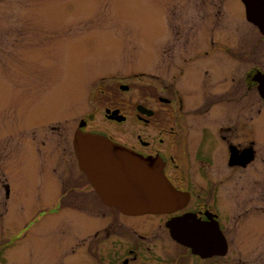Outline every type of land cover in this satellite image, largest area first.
I'll return each instance as SVG.
<instances>
[{
  "label": "rangeland",
  "instance_id": "374dc122",
  "mask_svg": "<svg viewBox=\"0 0 264 264\" xmlns=\"http://www.w3.org/2000/svg\"><path fill=\"white\" fill-rule=\"evenodd\" d=\"M257 70L264 71V35L241 0H0V173L12 179L7 204L0 195V241L51 203L48 187L81 179L67 161L81 119L91 118L88 131L131 129L105 117L102 90L134 85L123 95L137 100L138 88L166 82L185 99L181 137L196 146L207 125L208 169L228 172L220 208L240 219L229 264H264V100L251 80ZM218 130L242 146L255 142L243 189L239 172L227 168ZM100 207L44 216L15 238L9 257L20 264H108L131 239L120 228L108 235L121 218ZM65 224L67 257L62 247L55 258ZM161 247L180 261L176 243Z\"/></svg>",
  "mask_w": 264,
  "mask_h": 264
},
{
  "label": "flooded vegetation",
  "instance_id": "af4514ba",
  "mask_svg": "<svg viewBox=\"0 0 264 264\" xmlns=\"http://www.w3.org/2000/svg\"><path fill=\"white\" fill-rule=\"evenodd\" d=\"M258 72L264 73V71L257 70L251 76L252 83L256 84L257 90L259 82L254 77ZM204 73L209 75L208 77L211 75L208 69L204 70ZM124 86H127V89H124ZM132 89H134V85L130 87L128 84L118 82L113 88L101 91L107 103L104 115L108 121L118 124H132L131 129L115 128L112 131H105L104 134L138 154L160 159L166 177L178 190L185 192L188 196L187 203L172 212L138 215L124 214L118 207L110 206L101 199L91 185L86 173L79 168L78 159L74 148H72V150H69L72 158L67 161L70 167L71 162L72 167L76 166L79 169V176L83 180L81 181L78 178V183L70 187H48L47 195L51 203L40 210L37 218H32L18 232L12 231V234L8 232L4 236V238L8 237L6 241H0V264H20V262L12 260L9 257V251L14 249V247H10V244L12 242L15 244L20 238L21 233H26L25 235H27V231L43 219L44 216L53 215L58 211L90 210L91 208L94 210V208H101L100 206L102 205L117 211L121 218L116 225L112 226L108 235L111 233L116 234L117 228H120L124 235H127L131 239L127 248L124 249L125 252L123 251L122 256L115 251L114 259L108 264H229L232 250V227L239 225L240 219L231 218L227 214H224L220 208L227 201L229 176L227 175L228 172L210 171L208 169L211 159L209 158V153L203 150V146L207 141V132L209 131L207 125H203L199 130L201 137L199 144L196 146L192 145L189 140L181 137L183 127L186 128V125L181 122V120L184 122L185 99L175 84L163 82V85L160 87L146 84L140 87V89L138 88L139 98L137 100H133L132 96L126 97L123 95L124 93H129ZM108 109L112 111L119 110L117 116H124L125 119L117 121L108 118L106 115ZM85 120L87 123L83 129L87 130L92 120L90 117ZM222 129L224 131L223 127ZM219 132L221 131L218 130V137L226 147L227 168L231 169L234 173L239 172L238 184L240 186L237 185V187L243 189L245 186L243 170L249 165L243 167L241 164H230L232 147L236 149L235 151L238 150L241 153L249 147H254L255 149V142L252 141L249 145L242 146L241 142H234L228 136L219 135ZM192 146L195 149H192ZM256 156L257 152L255 149L254 160ZM231 178L234 181V176H231ZM11 181L12 179L6 177L4 173H0V195L2 198V193L5 196L1 200L2 203L5 200L4 203L7 204L12 195ZM183 216L191 217L196 224H200L203 227L197 235L203 244H208L209 242L207 226L218 224L227 240L228 252L225 255L215 254L203 257L197 253H193L190 247L175 240L171 235L168 224L172 220ZM65 225L62 226L63 229L66 227L64 230L61 228L65 235L61 234L56 243L58 254L61 250L60 248H65L64 258L67 257L68 253V224ZM5 230L6 228H3V231ZM62 237H64V241L61 240ZM15 238L18 239L15 240ZM167 240L169 243H176L178 247L183 249L179 257L181 258L180 261H177V258L160 252L162 251V244L165 246ZM121 244L117 242L118 246H121ZM95 245L99 246V243ZM93 246L92 248L94 249L95 246ZM4 247H10L7 254L6 252L4 254ZM98 252H100V247L97 250ZM59 256L60 254L55 258ZM235 257L238 259L243 258V252H236ZM61 263L65 264L64 260Z\"/></svg>",
  "mask_w": 264,
  "mask_h": 264
},
{
  "label": "water",
  "instance_id": "95a60500",
  "mask_svg": "<svg viewBox=\"0 0 264 264\" xmlns=\"http://www.w3.org/2000/svg\"><path fill=\"white\" fill-rule=\"evenodd\" d=\"M246 18L264 35V0H242ZM254 79L264 99V73ZM127 89V86L123 87ZM119 110H107V117L123 121ZM86 121H81L73 137V148L79 168L86 173L101 199L116 206L124 214L166 213L183 207L188 196L178 190L164 174L160 159L143 156L98 132L84 131ZM232 147L230 164L247 166L255 158L253 147L241 153ZM168 227L172 237L203 257L228 252V243L218 224L207 226L208 244L197 236L203 228L189 216L172 220Z\"/></svg>",
  "mask_w": 264,
  "mask_h": 264
}]
</instances>
